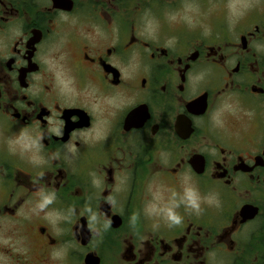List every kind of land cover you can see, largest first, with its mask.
<instances>
[{
    "label": "flooded vegetation",
    "instance_id": "flooded-vegetation-1",
    "mask_svg": "<svg viewBox=\"0 0 264 264\" xmlns=\"http://www.w3.org/2000/svg\"><path fill=\"white\" fill-rule=\"evenodd\" d=\"M0 264H264V0H0Z\"/></svg>",
    "mask_w": 264,
    "mask_h": 264
},
{
    "label": "clouds",
    "instance_id": "clouds-1",
    "mask_svg": "<svg viewBox=\"0 0 264 264\" xmlns=\"http://www.w3.org/2000/svg\"><path fill=\"white\" fill-rule=\"evenodd\" d=\"M190 203H192V206L193 207L198 208V205L195 204V202L191 200V197H190ZM169 219L172 220L174 223L179 224L181 218L178 215H175L174 213H172L171 211H169Z\"/></svg>",
    "mask_w": 264,
    "mask_h": 264
}]
</instances>
